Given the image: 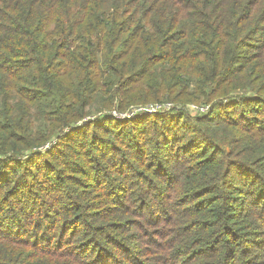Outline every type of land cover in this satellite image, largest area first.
<instances>
[{
    "label": "trees",
    "instance_id": "obj_1",
    "mask_svg": "<svg viewBox=\"0 0 264 264\" xmlns=\"http://www.w3.org/2000/svg\"><path fill=\"white\" fill-rule=\"evenodd\" d=\"M0 264H264V0H0Z\"/></svg>",
    "mask_w": 264,
    "mask_h": 264
},
{
    "label": "built area",
    "instance_id": "obj_2",
    "mask_svg": "<svg viewBox=\"0 0 264 264\" xmlns=\"http://www.w3.org/2000/svg\"><path fill=\"white\" fill-rule=\"evenodd\" d=\"M173 108V104L170 102L166 103H155L152 105H148L146 107H141L138 109H132L129 113H116L113 112V116L120 118V119H125V118H131L135 114L141 112L145 114H152V113H157V112H162V111H168ZM209 109V106H198V105H191L190 106V111L193 113H203L206 112Z\"/></svg>",
    "mask_w": 264,
    "mask_h": 264
}]
</instances>
